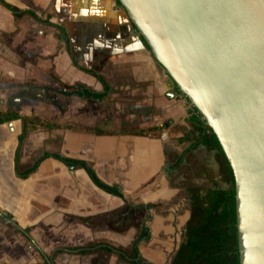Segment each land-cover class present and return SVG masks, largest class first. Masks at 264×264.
Returning a JSON list of instances; mask_svg holds the SVG:
<instances>
[{
  "label": "crops",
  "instance_id": "obj_1",
  "mask_svg": "<svg viewBox=\"0 0 264 264\" xmlns=\"http://www.w3.org/2000/svg\"><path fill=\"white\" fill-rule=\"evenodd\" d=\"M4 1L20 14L0 2V110L12 108L63 125L28 133L19 149L17 171L23 172L43 152L82 159L100 180L117 184L124 200L98 188L82 168L67 167L51 156L20 177L14 155L22 122L1 123L0 204L4 210L0 211L9 213L23 228L30 227L33 240L7 222L15 231L4 236L0 221V264H97L93 259L100 252L111 253L120 264H131L102 249L86 254L51 252L61 246L93 243L117 246L110 241L119 242L124 249L131 246L130 235L117 238L106 223L116 204L126 202L122 189L141 185L163 166L165 146L159 134H152L158 131L156 126L164 125L161 135L171 132L180 143L174 160L189 145V140L181 139L190 129L184 101L176 92L167 96L174 83L116 0ZM29 11L49 23L37 20ZM83 68L106 81L108 90L103 98L74 92L72 87L77 84L103 91L101 82ZM39 106L45 110H37ZM132 121L140 124L138 128L152 130L145 134L118 132V125ZM93 127L105 132L88 130ZM172 163L165 172H170ZM131 172L138 174L129 180ZM183 207L187 208L186 201L176 210L174 220ZM23 240L33 246H26Z\"/></svg>",
  "mask_w": 264,
  "mask_h": 264
},
{
  "label": "water",
  "instance_id": "obj_2",
  "mask_svg": "<svg viewBox=\"0 0 264 264\" xmlns=\"http://www.w3.org/2000/svg\"><path fill=\"white\" fill-rule=\"evenodd\" d=\"M118 1L232 168L239 264H264V0Z\"/></svg>",
  "mask_w": 264,
  "mask_h": 264
},
{
  "label": "trees",
  "instance_id": "obj_3",
  "mask_svg": "<svg viewBox=\"0 0 264 264\" xmlns=\"http://www.w3.org/2000/svg\"><path fill=\"white\" fill-rule=\"evenodd\" d=\"M0 2L12 10L15 15L20 14L15 7L6 3L4 0H0ZM116 2L120 4L118 0H116ZM29 13L35 16L37 20L43 23H49L48 20L41 19L33 11H29ZM140 38L145 47L149 50V47L144 42L143 38L141 36ZM83 70L95 76L101 82L103 91H92L77 84L72 87L74 92L97 99L103 98L108 90V84L106 81L102 76L91 69L83 68ZM65 94L68 95L70 92H65ZM194 110L196 111L195 108ZM14 119H20L22 122V128L17 137L18 144L14 155L15 171L20 177H26L30 172L37 168L42 159L51 156L63 162L67 167L82 168L98 188L105 191L110 196L124 200L123 194L117 184H107L100 180L93 168L82 159L68 157L57 153L43 152V154L36 159L31 166L25 168L23 172H18V153L23 139L27 134L37 129L63 127V125L51 122L36 115L20 114L12 108L0 110V124ZM186 119L190 125V129L181 137V139L189 140L190 142L189 145L175 158L170 168L174 169L179 167L185 155L201 145L207 151L213 152L214 159L218 165V181L220 180L225 183V186H220L216 177L209 176L210 185L189 184L183 188L189 201V213L185 220L184 238L177 245L169 264H239L235 213V186L232 168L217 137L211 128L205 124L201 115L196 111V114H189ZM88 130L99 133L105 132L104 130L95 127ZM149 130L152 129L121 128L118 132L145 134ZM5 214L6 216L11 217L9 213ZM24 230L29 232L30 227H25ZM148 238L149 230L147 227L142 226L139 229L138 236L132 241L129 250L108 243H93L78 246L57 247L51 252V255L58 252L86 254L93 250L102 249L108 252H115L119 258L124 259L131 264H138L142 261L139 254L138 244L141 240H146Z\"/></svg>",
  "mask_w": 264,
  "mask_h": 264
},
{
  "label": "rangeland",
  "instance_id": "obj_4",
  "mask_svg": "<svg viewBox=\"0 0 264 264\" xmlns=\"http://www.w3.org/2000/svg\"><path fill=\"white\" fill-rule=\"evenodd\" d=\"M37 93L41 94L42 92ZM43 94L45 96L46 91H44ZM117 98L119 97L117 96ZM184 104L186 109L188 103L184 101ZM43 107H46V105L43 104ZM36 109L45 110L40 106ZM115 125H118V123L115 122ZM139 125L137 121H132L131 123H121L118 126L121 128L141 129L138 128ZM156 127L158 131L152 132V134H159L165 146L163 166L159 167L156 172H153L148 178L143 180L141 185L137 187H122V191L125 192L126 202L116 204L114 210L110 213L108 223H106V227L113 230L117 238L130 235L132 241L138 236L139 229L142 226L148 228L149 238L140 241L138 244L139 254L143 259V261L138 264L170 263V259L177 245L184 238L185 220L188 217L187 211L189 209V203L188 200H186L182 188L189 184L210 185L209 176L216 177L218 181L217 163L210 152L206 151L203 147H199L191 153H187L184 162L180 164L179 167L171 169L169 173L165 172L167 171L166 167L168 163L170 164L173 162L174 155L179 152L181 146L180 143L175 140L174 136L169 135L171 132L167 135H161L164 131V125L161 124V126ZM143 129H147V127ZM148 132H150V130ZM137 174V172H131L129 180L132 175L134 176ZM218 182L220 186H225V183L222 181L219 180ZM22 196L26 198L27 194L23 192ZM3 198L4 196H2L1 199ZM8 199L11 201V197H8ZM185 201L187 208L183 207L181 213H179L178 217L174 220L176 210L180 205L183 206ZM11 202H8L7 205L11 206ZM0 209L1 211L4 210L3 204H0ZM3 214L6 215L5 213ZM0 221L4 225V236H9L7 234L15 231V228L8 225L1 218ZM13 233L18 235V232ZM103 239L104 238H101V240ZM20 240L22 241L21 238ZM110 242L114 245L122 246L117 241ZM24 244L28 247L33 246L28 240H25ZM129 246L130 245H127L126 249L129 250ZM94 260H97V264H120L121 262L118 258L114 259L111 253L105 252H100L98 256L93 259V262Z\"/></svg>",
  "mask_w": 264,
  "mask_h": 264
},
{
  "label": "built area",
  "instance_id": "obj_5",
  "mask_svg": "<svg viewBox=\"0 0 264 264\" xmlns=\"http://www.w3.org/2000/svg\"><path fill=\"white\" fill-rule=\"evenodd\" d=\"M182 99L188 103V106H187L188 115L189 114H196V111L194 110V107L192 106V104L187 99H185L184 97Z\"/></svg>",
  "mask_w": 264,
  "mask_h": 264
},
{
  "label": "bare ground",
  "instance_id": "obj_6",
  "mask_svg": "<svg viewBox=\"0 0 264 264\" xmlns=\"http://www.w3.org/2000/svg\"><path fill=\"white\" fill-rule=\"evenodd\" d=\"M134 28V27H133Z\"/></svg>",
  "mask_w": 264,
  "mask_h": 264
}]
</instances>
